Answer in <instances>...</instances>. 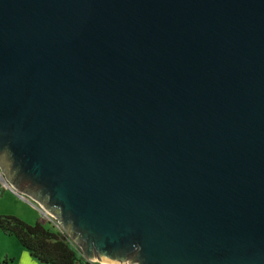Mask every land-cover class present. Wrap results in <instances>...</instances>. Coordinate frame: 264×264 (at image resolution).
I'll list each match as a JSON object with an SVG mask.
<instances>
[{"label":"water","instance_id":"water-1","mask_svg":"<svg viewBox=\"0 0 264 264\" xmlns=\"http://www.w3.org/2000/svg\"><path fill=\"white\" fill-rule=\"evenodd\" d=\"M0 175L88 260L264 264V0H0Z\"/></svg>","mask_w":264,"mask_h":264},{"label":"trees","instance_id":"trees-1","mask_svg":"<svg viewBox=\"0 0 264 264\" xmlns=\"http://www.w3.org/2000/svg\"><path fill=\"white\" fill-rule=\"evenodd\" d=\"M0 228L17 238L34 258L45 264H89L68 242L67 234L37 221L29 224L14 215L0 216ZM0 264H9L8 259Z\"/></svg>","mask_w":264,"mask_h":264},{"label":"rangeland","instance_id":"rangeland-1","mask_svg":"<svg viewBox=\"0 0 264 264\" xmlns=\"http://www.w3.org/2000/svg\"><path fill=\"white\" fill-rule=\"evenodd\" d=\"M4 182H6L5 179L0 175V216L14 215L29 224H34L37 221L43 222L38 209L29 201L21 198L12 189L6 188ZM35 203L37 204V202ZM43 223L50 225L47 222ZM17 243L20 244L16 237L5 234L0 228V261L6 259V254L11 253L14 249L13 245ZM8 262H11L10 259Z\"/></svg>","mask_w":264,"mask_h":264},{"label":"built area","instance_id":"built-area-1","mask_svg":"<svg viewBox=\"0 0 264 264\" xmlns=\"http://www.w3.org/2000/svg\"><path fill=\"white\" fill-rule=\"evenodd\" d=\"M4 186L6 188H10L12 190L13 187L8 184L7 182H4ZM34 202V201H33ZM34 206L38 209L39 213H40V218L43 220V222H47V223H50V225H52L55 229L57 230H60L61 232H65L67 234V239H68V242L69 244L76 250L78 251L88 262L89 264H108V263H103L101 261H98V260H88L83 252H82V249L80 247V245H78L71 237L70 235L64 230V228L60 225L58 219L53 216L52 214H50L49 212H47L39 203H35L34 202ZM134 264V263H133Z\"/></svg>","mask_w":264,"mask_h":264},{"label":"crops","instance_id":"crops-1","mask_svg":"<svg viewBox=\"0 0 264 264\" xmlns=\"http://www.w3.org/2000/svg\"><path fill=\"white\" fill-rule=\"evenodd\" d=\"M13 246H14L13 251L11 253L10 252L7 253L5 257L8 260L10 259L11 264H45V263L38 261L36 258H34L20 244L17 243Z\"/></svg>","mask_w":264,"mask_h":264}]
</instances>
